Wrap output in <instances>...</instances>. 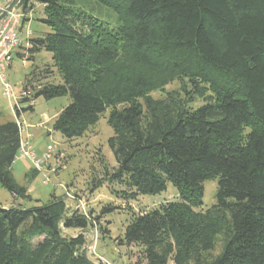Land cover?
I'll list each match as a JSON object with an SVG mask.
<instances>
[{
	"label": "trees",
	"instance_id": "obj_1",
	"mask_svg": "<svg viewBox=\"0 0 264 264\" xmlns=\"http://www.w3.org/2000/svg\"><path fill=\"white\" fill-rule=\"evenodd\" d=\"M95 1L115 11L114 28L72 0H21L23 22L40 4L48 29L27 39V62L51 55L50 65L33 64L23 87L34 100L70 98L52 123L66 140L108 110L117 166L95 186L120 188L111 193L124 202L160 194L168 183L176 189L177 201L133 217L120 245L136 248L140 264H264V0ZM173 81L179 91L151 96ZM195 97L205 102L192 108ZM22 103L16 118L33 111ZM20 144L18 121L0 124V187L14 202L0 205V264H96L81 250L84 234L62 232L86 230L87 216L67 215L53 194L23 204L33 199L11 173ZM210 180L215 204L196 211ZM113 211L106 205L94 220ZM220 235L222 250L208 261Z\"/></svg>",
	"mask_w": 264,
	"mask_h": 264
},
{
	"label": "rangeland",
	"instance_id": "obj_2",
	"mask_svg": "<svg viewBox=\"0 0 264 264\" xmlns=\"http://www.w3.org/2000/svg\"><path fill=\"white\" fill-rule=\"evenodd\" d=\"M5 0H0V6ZM74 5L109 26L111 29L117 25V14L112 8L99 4L95 0H72ZM16 1L13 2V5ZM42 6L33 4L31 11L27 13L28 20L18 28V37L21 46L26 44V34L38 36L47 33L48 29L41 24ZM22 11V7H19ZM22 50V49H21ZM44 67L51 64V55L47 52L36 54L33 63L23 61L14 54L11 68L7 71L6 78L12 87L14 95H17L23 87V82L31 71L32 66ZM33 66V67H34ZM58 84L59 79L55 75L51 80ZM181 85L178 81L169 83L163 90L154 91L151 96L154 99H162L166 92L179 91ZM188 88V87H187ZM17 97V96H16ZM15 98V97H14ZM14 98H3L0 93V124L9 121H18L21 130H28L34 135L30 140H22L23 143L32 147L35 158L41 159L47 147H52V158L35 168L37 174L26 178L25 174L34 169V164L28 158H21L17 153L16 159L11 167V173L15 181L27 188L28 194L33 202H23L26 207L47 203L51 194L65 202L66 214L79 212L87 216L93 223L86 230L64 229L62 232L69 237L79 233L84 234L85 245L81 249L89 260L96 264H140V256L136 248L120 245L126 226L131 219L143 212H148L162 204L178 200V193L172 184L168 183L166 190L157 195L139 196L135 201L124 202L111 193L108 183L97 185L98 180L104 178L105 173H111L117 166L114 156L110 151L107 141L112 136V130L107 124L108 110L100 116L95 126L91 127L82 137L73 140L64 139L58 132L52 130L55 117L69 103L70 98L63 96L51 100L38 98L34 100L33 111L21 112L19 118L15 116ZM17 99V98H16ZM203 98H193L190 107L196 108L204 103ZM19 108L26 109L27 104L22 103ZM32 126V129L30 128ZM248 129L244 130V134ZM24 134V133H23ZM217 191L216 181H205L203 183V199L196 211H206L215 204ZM18 203V202H17ZM19 203H22L19 201ZM14 204L11 195L0 187V205L8 208ZM110 205L113 212L104 214L99 221L94 220L100 214L103 207ZM223 237L216 238L214 249L205 255L209 261L216 257L222 250ZM167 264H173L169 261Z\"/></svg>",
	"mask_w": 264,
	"mask_h": 264
},
{
	"label": "built area",
	"instance_id": "obj_3",
	"mask_svg": "<svg viewBox=\"0 0 264 264\" xmlns=\"http://www.w3.org/2000/svg\"><path fill=\"white\" fill-rule=\"evenodd\" d=\"M14 1H16L15 5H13ZM20 3L21 0H5L4 4L0 6V93L2 97L6 99L14 97L17 98V100L26 99L28 101L27 105L33 106V90L30 87H22L18 95H14L12 87L9 85L6 78L7 70L13 62L14 54L19 51L23 65H25L28 60L27 49L29 48V43L26 40V44L21 46L18 37L19 24L24 18L22 11H19ZM26 36L28 39L31 36V32L28 31ZM21 131L20 128V133ZM19 153L21 158L30 159L34 164V168H38L41 164L47 163L53 155L52 147L49 145L44 156L41 159H36L32 147L22 141Z\"/></svg>",
	"mask_w": 264,
	"mask_h": 264
},
{
	"label": "crops",
	"instance_id": "obj_4",
	"mask_svg": "<svg viewBox=\"0 0 264 264\" xmlns=\"http://www.w3.org/2000/svg\"><path fill=\"white\" fill-rule=\"evenodd\" d=\"M24 25V22L22 21L20 24H19V29L22 27ZM31 37V36H30ZM26 40H27V37H26ZM23 48V47H22ZM18 58H20L21 56H20V54H19V51L15 54ZM11 65H12V63H11ZM11 65H10V67H9V69L11 68ZM8 69V70H9ZM7 70V71H8ZM18 95V94H17ZM16 101H18L16 98H14V102L16 103ZM17 104H18V102H17ZM16 104V105H17ZM16 105H14L13 106V108H15V106ZM22 115V114H21ZM21 117V116H20ZM17 121V120H16ZM30 128L32 129V126H30ZM26 131V130H25ZM25 131H24V129L21 131V141L22 140H24V141H26V140H30V137H32V135H34V133L32 132V131H30V130H28V132H26L25 133ZM24 133V134H23ZM28 138V139H27Z\"/></svg>",
	"mask_w": 264,
	"mask_h": 264
}]
</instances>
